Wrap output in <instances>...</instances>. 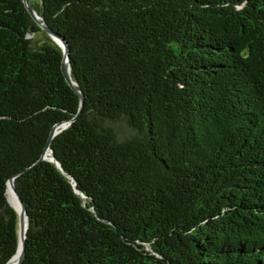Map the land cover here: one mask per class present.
I'll return each instance as SVG.
<instances>
[{
    "label": "trees",
    "instance_id": "16d2710c",
    "mask_svg": "<svg viewBox=\"0 0 264 264\" xmlns=\"http://www.w3.org/2000/svg\"><path fill=\"white\" fill-rule=\"evenodd\" d=\"M31 2L85 100L0 0V264L12 179L22 264H264V0Z\"/></svg>",
    "mask_w": 264,
    "mask_h": 264
},
{
    "label": "water",
    "instance_id": "95a60500",
    "mask_svg": "<svg viewBox=\"0 0 264 264\" xmlns=\"http://www.w3.org/2000/svg\"><path fill=\"white\" fill-rule=\"evenodd\" d=\"M24 3H25V6H26L28 12L30 13L31 17L35 20V22H37V24H39V26L42 28V30H44L48 35H50L63 48L64 59H63V63H62V71H63V74L65 76V79H66L67 83L72 87V89L80 97L81 109H82V107L84 105L85 96H84L83 90L80 87V85L78 83H76L73 80V78H72V75H71V64H70V59H69V48H68L67 43L59 35L54 33L52 31V29H50L48 27L46 22L35 11L31 0H24ZM74 120H75V118L72 119V120L61 122V123L57 124L53 128V130L51 132L50 139H49L47 147H46V151H45L44 155L42 156L41 160L48 159V160L58 164L57 160L55 159V157L52 154V151L50 150V146H51L52 140L57 134H59L60 132H62L66 128H68ZM47 151H50V154H51L50 158L46 157ZM9 186L12 187L13 193L16 196V198L18 200V203H19V206H20L19 210L17 208H15V209H16V211L19 214V238H20L19 246H20V243H21V252H20V257H19L18 264H22V261H23L24 255H25L27 230H28V226H29L28 214H27V209H26V206H25L22 198L20 197V195L16 191V187H15L13 179L10 180ZM18 250H19V247H18ZM18 250H17V252H18Z\"/></svg>",
    "mask_w": 264,
    "mask_h": 264
},
{
    "label": "bare ground",
    "instance_id": "6f19581e",
    "mask_svg": "<svg viewBox=\"0 0 264 264\" xmlns=\"http://www.w3.org/2000/svg\"><path fill=\"white\" fill-rule=\"evenodd\" d=\"M48 153H50V151H47L46 157H47V154ZM47 158H50V157H47ZM8 190H9V199L11 201V205H13L15 208H17L19 210L20 209V206H19L18 202H15L14 201V198L16 196L13 193L12 187L9 186V189ZM20 252H21V243H20L18 252L15 254V256L12 258V260L8 264H18L19 257H20Z\"/></svg>",
    "mask_w": 264,
    "mask_h": 264
},
{
    "label": "rangeland",
    "instance_id": "374dc122",
    "mask_svg": "<svg viewBox=\"0 0 264 264\" xmlns=\"http://www.w3.org/2000/svg\"><path fill=\"white\" fill-rule=\"evenodd\" d=\"M8 197H9V196H8ZM14 201H15V202H18V200H17V198H16V197L14 198ZM18 204H19V203H18ZM12 206H13V205H12ZM13 207H14V206H13ZM14 208H15V207H14Z\"/></svg>",
    "mask_w": 264,
    "mask_h": 264
}]
</instances>
